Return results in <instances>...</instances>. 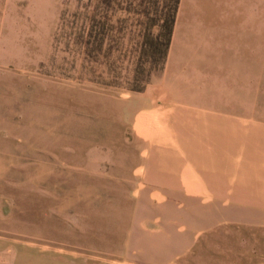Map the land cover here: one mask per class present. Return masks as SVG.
<instances>
[{"label":"rangeland","instance_id":"374dc122","mask_svg":"<svg viewBox=\"0 0 264 264\" xmlns=\"http://www.w3.org/2000/svg\"><path fill=\"white\" fill-rule=\"evenodd\" d=\"M227 118L264 133V0H0V264H186L212 202L158 168L234 164Z\"/></svg>","mask_w":264,"mask_h":264},{"label":"crops","instance_id":"0c3cea01","mask_svg":"<svg viewBox=\"0 0 264 264\" xmlns=\"http://www.w3.org/2000/svg\"><path fill=\"white\" fill-rule=\"evenodd\" d=\"M216 125L211 133L216 138H208L221 143L214 156L235 160L234 164L205 162L214 175L201 177V172L186 170L183 148L182 163L167 161L165 169L158 168L157 174H166V183L184 191L183 205L190 202L188 194L193 190H199L196 195L206 197V203L212 202L209 212L183 215L182 223L186 221L189 229L178 241L182 246L178 253L186 254V264H211L212 255L214 264H264V133L256 132L253 124L239 129L231 118L220 119Z\"/></svg>","mask_w":264,"mask_h":264}]
</instances>
